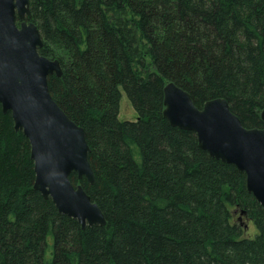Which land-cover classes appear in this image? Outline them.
<instances>
[{
	"label": "trees",
	"instance_id": "obj_1",
	"mask_svg": "<svg viewBox=\"0 0 264 264\" xmlns=\"http://www.w3.org/2000/svg\"><path fill=\"white\" fill-rule=\"evenodd\" d=\"M52 99L85 131L106 224L61 215L34 190L30 146L0 105V264H264V207L233 165L163 117L172 82L201 109L223 98L264 129V0H29ZM120 88L137 113L118 119ZM235 213L252 222L244 237Z\"/></svg>",
	"mask_w": 264,
	"mask_h": 264
},
{
	"label": "water",
	"instance_id": "obj_2",
	"mask_svg": "<svg viewBox=\"0 0 264 264\" xmlns=\"http://www.w3.org/2000/svg\"><path fill=\"white\" fill-rule=\"evenodd\" d=\"M28 14L29 0H0L2 112L10 113L15 131H21L29 142L34 190L82 229L104 227L101 209L81 186L70 182L74 173L95 185L89 147L83 128L50 95L48 77H60L62 70L57 60L39 55L42 40L35 24L26 21ZM163 107V117L171 127L192 132L211 158L243 172L247 192L264 207V129L245 128L223 98L196 108L190 95L172 82L163 88ZM260 117L264 122V109Z\"/></svg>",
	"mask_w": 264,
	"mask_h": 264
},
{
	"label": "rangeland",
	"instance_id": "obj_3",
	"mask_svg": "<svg viewBox=\"0 0 264 264\" xmlns=\"http://www.w3.org/2000/svg\"><path fill=\"white\" fill-rule=\"evenodd\" d=\"M121 98L119 102V112H118V119L120 121H135L138 116L135 110L133 109L131 103L129 102L123 88H120ZM235 221L239 222L244 230V237L246 238H253L256 234V228L254 227L252 222H249L245 218L237 215H234ZM240 218V219H239Z\"/></svg>",
	"mask_w": 264,
	"mask_h": 264
},
{
	"label": "flooded vegetation",
	"instance_id": "obj_4",
	"mask_svg": "<svg viewBox=\"0 0 264 264\" xmlns=\"http://www.w3.org/2000/svg\"><path fill=\"white\" fill-rule=\"evenodd\" d=\"M17 24H18V22H17Z\"/></svg>",
	"mask_w": 264,
	"mask_h": 264
}]
</instances>
